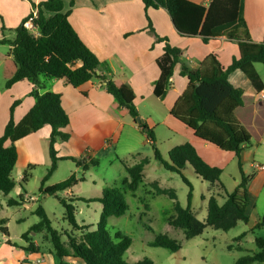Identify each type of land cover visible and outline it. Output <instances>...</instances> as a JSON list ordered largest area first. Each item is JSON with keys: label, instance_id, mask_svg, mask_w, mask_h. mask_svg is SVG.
I'll use <instances>...</instances> for the list:
<instances>
[{"label": "trees", "instance_id": "obj_1", "mask_svg": "<svg viewBox=\"0 0 264 264\" xmlns=\"http://www.w3.org/2000/svg\"><path fill=\"white\" fill-rule=\"evenodd\" d=\"M145 9H164L167 11L176 32L182 37H200L203 43L227 32L229 40L238 47V57L232 59L228 67H223L216 56L210 55L200 68H191L180 58V49L168 44L164 40L163 55L158 60L160 76L154 85L153 94L163 99L170 87V79L174 68L180 65V75L187 78L188 87L172 108L171 116L192 131L195 138L211 144L222 151L233 153L240 157L242 150L250 144V135L236 119L235 112L248 104L241 87L234 86L229 76L234 72H242L257 92L264 91V84L255 70L256 64L264 65V38L255 43L246 34H241L236 24L241 16V0H209L207 5L196 4L189 0H141ZM70 2V6H72ZM32 13L23 20L14 32L13 40L1 39L0 44L8 45L10 51L4 61L2 75L5 88L16 83L28 81L32 84L30 95L35 102L29 112L18 122H14L12 115L0 137V193L10 194L16 183L12 178V171L17 162V152L14 143L29 134L35 133L44 126L51 128L49 138V158L51 165L47 175L41 181L40 191L44 195L54 196L64 209V219L71 231L54 229L44 209L38 207L34 214L39 222L32 226L30 232L42 234L43 240L51 246V252L59 261L74 257L84 264H131L124 260V254L131 245V239L120 232L111 236L107 231V220L110 217L123 216L128 205L124 193L118 188L105 189L98 199L83 200L69 197L60 198L59 192L72 188L82 180L72 174L66 180L53 186L43 188L47 178L56 170L60 160H71L77 167H83V161L75 158H59L55 149L58 141L68 142L69 134L63 130L69 125V118L62 108L61 96L53 92L39 93L41 79L64 80L73 88L78 89L92 79L102 81L104 89L114 99L108 114L113 119L130 116L135 122L139 118L134 104V94L130 87L107 79L97 74L102 62L81 41L68 20L69 13H64L63 0H46L39 4L32 3ZM31 20L37 35L25 28V23ZM149 30L154 31L149 25ZM3 31V29H2ZM80 65V66H77ZM11 108V114L15 107ZM142 130L145 124L137 123ZM152 140L154 159L168 172L176 173L189 188L187 206L175 204V217L169 225L183 231L186 239L201 235L207 227L228 232L235 228L238 222L248 223L247 209L250 200L247 191V178L242 179L237 188L225 192L223 204L211 196L208 199V212L204 222L198 221L191 210L192 186L183 175L186 166H190L195 175L213 185L220 181L222 170L208 165L197 154L195 148L186 143L176 146L169 152L171 163L164 161L161 153L154 146L150 130L146 133ZM9 143V145H6ZM149 160L144 158L138 163L127 167V176L121 181V187L129 192H135L143 183L144 168ZM91 165H97L91 161ZM157 195H166L175 200L173 191L161 189L157 184L152 185ZM19 202L9 199L8 206L19 205ZM99 202L102 212L95 228L80 225L76 220L75 202ZM4 224V221H0ZM91 228V229H90ZM264 228V216L252 230ZM4 235L7 229L0 227ZM30 232L23 235L28 243L24 249L28 253H37L39 249L29 238ZM78 233V234H76ZM246 232L235 240H241ZM256 251L251 255L239 258L235 264H264V239L255 240ZM153 247H160L176 253L180 246L166 236H156ZM134 264H154L150 259H144Z\"/></svg>", "mask_w": 264, "mask_h": 264}, {"label": "crops", "instance_id": "obj_2", "mask_svg": "<svg viewBox=\"0 0 264 264\" xmlns=\"http://www.w3.org/2000/svg\"><path fill=\"white\" fill-rule=\"evenodd\" d=\"M43 1L46 0H0V31L4 28L9 31L3 37L0 34V40H13L14 30L32 13V3L37 5ZM189 1L202 5H207L209 2V0ZM70 2H72V6H70ZM63 3V12L69 13L68 20L81 41L103 64L97 74L104 75L112 81H119L132 90L134 104L139 119L142 121L140 123L145 124L151 131L154 144L161 142V139L157 138V129L164 128L169 139L174 135H181L183 138L182 144H177L171 149L186 143L191 144L202 160L208 165L222 170L221 176L228 163L237 162L239 174L237 180L234 179L235 188L228 192L221 179L214 186L211 185L207 196L201 198L208 203V199L213 196L220 205L223 204L225 192H233L240 184L243 175L248 180L247 191L250 200V206L247 209L249 220L246 225L250 229L257 225L264 216V170L254 167L255 164L264 166V91L257 92L242 72L237 71L229 76V81L234 86L241 87L244 96L248 98V104L235 112L236 119L250 135V144L242 150L239 158L233 153L222 151L195 138L192 131L171 116L172 108L188 87L187 78L180 75V65L174 68L170 87L165 97L159 99L153 94L154 85L160 76L158 60L163 55L165 45L164 40L157 42L158 38L167 39L168 44L180 49V58L191 68H200L210 55L216 56L220 64L226 68L231 64L233 58L238 57L237 44L229 40L227 32L221 33L206 44L198 36L182 37L176 32L166 10L145 9L141 0H63ZM150 23L154 31L149 30ZM237 29L241 34H246L251 41L262 42L264 38V0H241V16L234 30ZM9 51L10 48L7 53H0L2 79L0 82V137H2L11 115L14 122L18 123L35 102L30 95L32 84L28 81H22L10 88H5L2 69ZM256 68L255 65V70ZM259 76L262 78L260 74ZM261 80L263 82V79ZM101 82L98 79H92L75 89L64 80L41 79L39 93L59 94L62 108L69 118V125L63 131L70 137L68 142L58 141L55 144L57 156L82 160L83 166H87V170H83V167H77L73 163L74 170L69 177L75 174L77 179L82 177V180L72 188L59 192L61 193L60 198L98 199L103 190L100 191V196L82 197L80 195L84 190L76 194L75 187L80 182L86 181L85 176L91 161L97 162L100 156L103 157L110 152H113L116 161L122 163L125 172L127 167L144 158L148 159L150 164V154L144 152L147 145L152 144V140L146 134L148 130H142L130 116L120 119H113L109 116L108 111L114 104V99L106 92L103 87L104 83ZM148 102H158L160 109L151 107ZM14 103L16 105L11 114L10 111ZM144 107H146L147 116L142 113ZM155 117L158 118L156 122L154 121ZM50 134L51 128L46 125L39 131L14 143L17 152V162L12 171V175L14 171L16 173V180L12 176L17 186L14 189L17 188V196L22 197L19 206L30 212L35 205H38L39 197L28 194L21 183L27 185L33 171L42 167H50L48 149ZM124 139L127 142L123 146L122 155L119 156L118 148ZM126 158H130V165L123 164L121 161ZM62 161L65 160L59 162ZM46 183L47 181L43 186L44 189L60 182L48 185ZM99 187L96 182H93V188L98 191ZM39 192L40 196H48L40 190ZM80 203L84 204L88 212L93 208L94 219L87 223L83 219L79 221L77 217L76 220L80 225L94 227L97 224L95 215L98 217L101 214L102 204L77 201L74 204L76 216L78 212L79 214L84 213L82 212L83 207H78ZM0 209L3 210L1 204ZM34 211H32L33 214ZM44 212L46 213L45 209ZM8 214L0 218V221H4L2 227L6 228L8 232V235H4L0 231V264H84L82 260L74 257H68L61 261L56 259L51 252L50 244L43 240V235L30 232L32 226L39 221L22 232L18 237L19 242H16L9 232L8 225L12 221L21 223L24 219L19 214L10 213L9 216ZM62 219L66 224L65 230H70V226L64 219V214ZM28 232H30L29 238L32 243L39 249L37 253H28L24 250L28 243L23 240L22 236Z\"/></svg>", "mask_w": 264, "mask_h": 264}, {"label": "rangeland", "instance_id": "obj_3", "mask_svg": "<svg viewBox=\"0 0 264 264\" xmlns=\"http://www.w3.org/2000/svg\"><path fill=\"white\" fill-rule=\"evenodd\" d=\"M7 32H9L8 29L4 28L3 31H0V34L3 37ZM8 49V46L6 47L0 44V53H7ZM256 66V70L264 82V65L256 64ZM0 82H2L1 75ZM148 103L151 107H158L160 109L158 102ZM145 108L142 109V113L147 116L148 113H146L147 111L145 112ZM157 119L155 117L154 121L156 122ZM165 131L164 128L157 129V138H160L161 142L154 144V146L162 154L164 161L172 164L169 152L173 146L182 144L183 138L181 135H174L169 139L170 137ZM126 142L127 140L124 139L123 143L120 144L117 153L119 156L122 155L123 146ZM144 152L148 155L150 154L151 161L144 169L143 183L139 185L135 192L126 191L121 187L120 183L127 174L123 170L122 163L116 161L113 152L103 157L100 156L97 165H90L85 176L86 181L80 182L75 187L76 194L84 190L80 195L82 197L100 196V191L105 189L112 190L113 188H118L124 193L128 210L119 218L110 217L107 220V231L111 236L120 232L131 239V245L123 257L126 262L134 264L147 258L154 264H235L239 258L251 255L256 251L255 240L264 239V228L252 230L248 225L238 222L236 227L228 232L207 227L201 235L186 239L182 230L170 226L169 221L176 215L174 209L175 204H179L183 208L187 206L189 188L183 183L178 174L166 171L154 159L152 144H148ZM121 161L123 164H131L130 158ZM73 163L71 160L58 162L56 170L47 178L46 184L61 182L69 177L70 173L74 170ZM47 169L49 168L42 167L33 171L32 177L27 181V185L23 183L21 185L28 194L39 197V203L33 207L32 211L36 210L38 206H41L45 209L52 226L60 231H64V227H66L62 219L64 209L58 199L54 196H40L41 181L47 175ZM238 174L237 162L232 161L228 163L220 177L223 186L226 187L228 192L235 188L234 179L237 180ZM183 175L192 186L193 197L191 210L193 215L198 221L204 222L207 217L208 203L201 197L204 198V196L209 194L211 184L197 177L190 166L185 167ZM12 176L16 180L15 171ZM93 182H96L100 186L99 192L93 188ZM154 183L161 189L173 191L176 199L172 200L166 195H157L152 186ZM57 196L61 197V193H58ZM11 198L19 202L17 188L8 196H4L3 194L0 196V204L3 207V210L0 209V218L5 216V214L9 213V216L10 213H15L24 219L21 223H14L12 221L8 225L11 236L16 242H19L18 237L20 234L26 231L29 226L38 222L39 218L32 211L24 210L19 205L8 206V200ZM78 207H83L82 212L84 213L79 214L78 212L77 219L79 221L83 219L86 223L88 221L92 222L94 219V213H92L93 208L88 212V209L84 207L83 203L78 204ZM100 215L98 217L95 215V221H99ZM3 225L0 223V227ZM93 228H95V225ZM65 231L69 232L71 229H66ZM244 232H246L245 237L241 240H235ZM158 235L166 236L174 240L180 246V250L176 253H171L167 249L153 247L152 243Z\"/></svg>", "mask_w": 264, "mask_h": 264}, {"label": "built area", "instance_id": "obj_4", "mask_svg": "<svg viewBox=\"0 0 264 264\" xmlns=\"http://www.w3.org/2000/svg\"><path fill=\"white\" fill-rule=\"evenodd\" d=\"M25 28H26L27 30H29L30 32H32L33 34L37 35V31H36V29L33 27V24H32V21H31V20H28V21L25 23ZM254 167L257 168V169H260V170H264V166H263V165L255 164Z\"/></svg>", "mask_w": 264, "mask_h": 264}, {"label": "water", "instance_id": "obj_5", "mask_svg": "<svg viewBox=\"0 0 264 264\" xmlns=\"http://www.w3.org/2000/svg\"><path fill=\"white\" fill-rule=\"evenodd\" d=\"M136 122L138 123V122H142V121L139 118H137ZM145 130L147 131L148 129H145Z\"/></svg>", "mask_w": 264, "mask_h": 264}]
</instances>
